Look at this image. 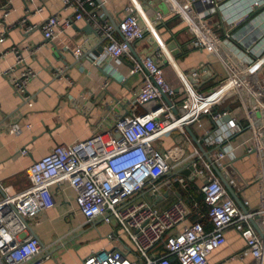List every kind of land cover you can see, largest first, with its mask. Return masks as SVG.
Returning a JSON list of instances; mask_svg holds the SVG:
<instances>
[{"label": "built area", "instance_id": "2783aa9c", "mask_svg": "<svg viewBox=\"0 0 264 264\" xmlns=\"http://www.w3.org/2000/svg\"><path fill=\"white\" fill-rule=\"evenodd\" d=\"M12 1L0 3V24L8 16ZM170 1L188 24V46L207 50L222 68L223 75L208 89L196 85L199 72L188 76L177 66L158 32L157 26L165 15L157 9L146 19L136 5H126L115 21L120 39L114 37L113 24L102 15L96 0H62L72 15L62 19L49 15L39 25L43 39L50 42L58 32L85 20L107 40L102 51L92 55V63L109 60L123 81L125 72H120L117 65L125 55L131 61L128 74H139L142 82L132 95L133 110L113 123L111 139L94 131L83 140L56 144L28 166L26 188L11 194L2 192L0 264H45L49 259L48 247L33 233L29 220H36L55 206L53 186L74 190L75 203L86 223L114 225L106 235L109 241L123 244L122 238L126 237L130 244L125 250L115 244L91 250L78 264H171L172 260L178 264H208V254L224 243L225 230L230 226L239 231L254 264H264V41L242 47V58L232 56L223 45L235 37L232 28L241 25L252 6L264 7V0H253L248 10L237 13L230 11L235 8L232 0ZM209 4L214 5L210 10ZM211 12L220 14L218 27L223 29L222 37L203 20ZM25 22V18L19 21L21 26ZM34 27L27 25L24 29L30 31ZM6 32L5 27L0 31V43ZM147 37L155 43L152 52L142 56L134 53L133 45ZM82 47L76 45L71 51L76 60L82 56ZM11 49L14 64L5 68L2 75L20 101L31 107L27 85L35 72L20 49ZM164 63L176 72L177 85L165 79ZM64 73L63 68L55 72L57 76ZM136 108L143 111L137 112ZM259 110L263 112L260 116ZM22 126L31 127L17 121L9 132L16 134ZM186 126L202 144L215 148L205 150L210 161L197 148L186 149L190 143ZM168 137L175 142L165 147L164 139ZM20 153L25 155L27 150L21 149ZM240 153H255L257 157L253 181L260 185L261 200L248 211L236 204L212 169L215 164L226 172L229 160ZM184 170L188 173L184 174ZM195 178L199 180L204 210L196 202L187 206L181 198L165 207L157 204L162 189H170L176 183L187 190ZM205 221L211 225L210 230L205 228ZM162 238L165 252L158 254L153 246Z\"/></svg>", "mask_w": 264, "mask_h": 264}, {"label": "crops", "instance_id": "0c3cea01", "mask_svg": "<svg viewBox=\"0 0 264 264\" xmlns=\"http://www.w3.org/2000/svg\"><path fill=\"white\" fill-rule=\"evenodd\" d=\"M3 2L4 0H0V3ZM100 2L101 13L110 22L117 21L126 5H136L138 10L140 9L141 16L146 19L151 18L154 9L161 11L165 17L157 26L158 32L183 73L190 76L193 71L199 72L196 85L200 89H208L216 85L223 75L213 67L215 57L207 50L188 46L191 35L188 24L174 11L170 0H100ZM232 2L235 8L230 11L237 13L241 9L248 10L247 7L253 0H232ZM213 6L209 4L207 9L210 10ZM9 8L8 16L0 24V31L4 27L7 28L5 39L0 43V55H2L0 57V195L4 191L11 194L26 188L29 184L28 166L32 161L48 154L56 144H71L83 140L94 131H101L106 140L111 139L113 123L121 115L133 110L132 95L142 82L139 74H128L127 69L131 61L125 55L119 58L117 65L120 72H125L123 81H120V74L114 72L108 64L109 60L97 65L92 63L93 50L100 43L104 46L107 40L100 37L94 27L85 20L77 21L58 32L50 42L43 39L39 25L46 17L55 14L62 19L72 15L71 10L63 6L62 0H13ZM197 8L195 6V9ZM22 18L26 19L24 26L19 23ZM203 20L216 35L223 36V29L218 27L220 26L218 12L207 13L205 18L203 16ZM26 24L35 27L25 31ZM231 32L235 37L223 45L232 56L242 58V47L264 41V7L252 6L247 18L240 26L232 28ZM113 35L115 38H121L116 30ZM239 39L241 41L237 43ZM171 42L175 43L177 54H173L168 47ZM79 44L83 46V53L76 60L71 51ZM154 47L153 39L147 37L144 41L133 45V50L134 53L142 56L151 53ZM11 48L20 49L35 72V76L27 85V90L32 96L31 107L20 101L8 79L2 75L5 68L14 64L15 56ZM181 48H186L187 53L182 54L183 56L178 59ZM162 67L165 79L170 84L177 85L179 80L172 66L164 63ZM60 68H63L65 73L57 76L55 72ZM135 110L141 112L143 108ZM17 121L29 124L31 127L27 129L22 126L19 127L20 132L10 133L11 124ZM187 135L190 143L186 149L191 151L197 148L201 152L188 133ZM174 142L170 137L164 139L165 147L173 145ZM179 144L186 146L184 141H179ZM201 145L204 151L215 149L209 148L204 143ZM21 149H26L27 153L22 155ZM256 159L255 153H240L235 159H228L229 163L225 167L229 177L228 182L247 211L257 207L261 200L260 185L257 181H253L257 172ZM198 185L199 180L196 178L187 190L175 183L170 189H162V197H158L156 202L165 207L181 198L187 206L192 207L193 202H196L198 207L204 210L203 205L197 200L191 198L188 204L183 196V192L186 191H190L191 194L198 193L199 191L193 189V186H197L198 190ZM52 193L55 206L42 212L31 225L33 233L48 247L50 257L45 264H78L91 250L109 248L114 244L123 250L126 249L125 246L130 247L126 237L122 238L123 244L109 241L106 235L114 225L85 222L75 203V192L72 188L53 186ZM192 215L194 218V214H190V218ZM205 228L211 229L207 221ZM207 262L208 264H254L244 240L234 226L226 228L224 243L208 254ZM171 264L178 263L172 260Z\"/></svg>", "mask_w": 264, "mask_h": 264}, {"label": "water", "instance_id": "95a60500", "mask_svg": "<svg viewBox=\"0 0 264 264\" xmlns=\"http://www.w3.org/2000/svg\"><path fill=\"white\" fill-rule=\"evenodd\" d=\"M97 3H101L100 0H96ZM106 14V12H105ZM114 30H116L118 32V27L116 22H114L113 20H111ZM92 29V27H91ZM168 47L172 50L173 54H177V49L175 50V43L171 42L168 44ZM102 51V44L100 43L97 48L95 50H93L94 54H98L99 52ZM132 51V49H131ZM133 53V52H132ZM134 54V53H133ZM135 55V54H134ZM226 119V118H224ZM186 132L189 134V136L192 138V140L197 144V146L199 147V149L201 150V152L203 153V156L206 158L207 161H210V159L207 156V153L204 151V149L202 148V141L197 139V137L194 135V133L192 132L191 128L189 126L185 127ZM212 169L213 171L217 174V176L221 179L222 183L224 184L226 190L229 192V194L231 195V197L235 200L236 204L243 210L246 211L244 205L242 204V202L240 201V199L238 198V196L236 195L235 191L233 190L232 186L229 184L228 180L229 177L227 175V173L223 170H221L219 167H217L215 164H212ZM184 174L188 173V170H184L182 171ZM252 224L255 226L256 228V224L254 221H252ZM257 229V228H256Z\"/></svg>", "mask_w": 264, "mask_h": 264}, {"label": "trees", "instance_id": "16d2710c", "mask_svg": "<svg viewBox=\"0 0 264 264\" xmlns=\"http://www.w3.org/2000/svg\"><path fill=\"white\" fill-rule=\"evenodd\" d=\"M185 49L186 48H181V50H180V53H178L179 54V56L177 57L178 59L181 57V56H183L182 54H186L187 52L185 51ZM187 50V49H186ZM185 52V53H184ZM193 189L195 190V191H197L198 192V190H197V186H193ZM183 196H184V198H185V200L188 202V204H190V200H191V198H193L195 201L197 200V202H199L200 203V205H203L202 207H203V209L205 208V203L203 202V197H202V194L200 193V192H198V193H194V194H191V192L190 191H186V192H183ZM192 218H193V215H192ZM191 218V219H192ZM165 238V237H164ZM164 238H162V240H160V241H158L156 244H154V246H153V249L154 250H156V252L158 253V254H162V253H164L165 252V250H164V247H163V243H164Z\"/></svg>", "mask_w": 264, "mask_h": 264}, {"label": "rangeland", "instance_id": "374dc122", "mask_svg": "<svg viewBox=\"0 0 264 264\" xmlns=\"http://www.w3.org/2000/svg\"><path fill=\"white\" fill-rule=\"evenodd\" d=\"M213 67H214L219 73L222 74L221 66H220V64H219L218 62L214 61V63H213ZM262 114H263V112H262L261 110H259V111H258V115L260 116V115H262ZM247 163H248V162H247ZM33 222H35V220H29V224H30V226L33 225Z\"/></svg>", "mask_w": 264, "mask_h": 264}, {"label": "bare ground", "instance_id": "6f19581e", "mask_svg": "<svg viewBox=\"0 0 264 264\" xmlns=\"http://www.w3.org/2000/svg\"><path fill=\"white\" fill-rule=\"evenodd\" d=\"M217 175V174H216ZM219 178V177H218ZM220 179V178H219ZM221 180V179H220ZM224 186V185H223ZM226 189V188H225ZM235 201V200H234Z\"/></svg>", "mask_w": 264, "mask_h": 264}]
</instances>
